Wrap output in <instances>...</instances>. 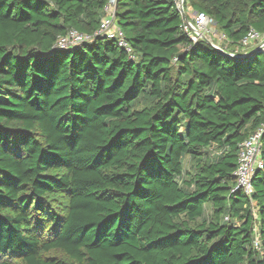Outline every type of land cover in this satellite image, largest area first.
Segmentation results:
<instances>
[{"label": "trees", "instance_id": "trees-1", "mask_svg": "<svg viewBox=\"0 0 264 264\" xmlns=\"http://www.w3.org/2000/svg\"><path fill=\"white\" fill-rule=\"evenodd\" d=\"M108 1L0 0V264H264V53H226L264 33V0H188L226 52L173 0H116L132 52L57 47ZM259 128L250 197L235 171Z\"/></svg>", "mask_w": 264, "mask_h": 264}, {"label": "built area", "instance_id": "built-area-1", "mask_svg": "<svg viewBox=\"0 0 264 264\" xmlns=\"http://www.w3.org/2000/svg\"><path fill=\"white\" fill-rule=\"evenodd\" d=\"M184 18V29L190 34L193 41L200 39H207L215 47L223 49L222 43L218 44L215 40L219 39L221 42L226 41V36L218 32L216 28L211 29L210 25H215L213 19L205 12H190L188 0H173ZM191 16L190 22L186 18ZM214 31V32H213ZM212 35L214 36L212 38ZM94 36H104L110 39H116L122 47L127 51L132 52L130 43L126 39L123 30L118 25L116 19V0H109L104 7V16L98 30L93 34L80 32L76 29H70L65 35L60 36L57 42V47L69 48L75 45H80L83 42L91 41ZM241 49H262L264 53V33L251 28L245 37L241 40ZM232 53V52H231ZM262 128L257 129L249 137L241 143L239 154L238 167L235 171L237 177L236 189H243L250 197L254 193L253 175L257 168L263 167V160L261 158V137ZM257 233V227L255 228ZM258 246V237L255 240Z\"/></svg>", "mask_w": 264, "mask_h": 264}, {"label": "rangeland", "instance_id": "rangeland-1", "mask_svg": "<svg viewBox=\"0 0 264 264\" xmlns=\"http://www.w3.org/2000/svg\"><path fill=\"white\" fill-rule=\"evenodd\" d=\"M188 6L191 8L190 9V12L193 14L194 12H195V10L193 9V7H192V5H191V3L190 4H188ZM213 22H214V20H213ZM214 24H215V22H214ZM210 28L211 29H213L214 30V28H215V25H213V23H212V25H210ZM214 32V31H213ZM128 33L129 32H127L126 31V34L128 35ZM214 36L212 35V38H213ZM215 42L216 43H218V44H221V43H223V42H221V41H219V39H217V40H215ZM233 48V47H232ZM241 51H243V52H248V51H252L253 49H245V50H243V49H240ZM59 198V200H58V205H60L62 208H65L66 207V205H67V202H68V198L66 197V195H63L62 197H58ZM252 210H253V212H254V214H257V212H258V206L256 205V204H254L253 206H252ZM50 225H48V227H49ZM48 256H50V257H52V258H58V259H60V260H62L63 262H64V264H72V260L63 252V251H51L50 252V254H48ZM16 264H23V263H21L19 260L16 262Z\"/></svg>", "mask_w": 264, "mask_h": 264}, {"label": "water", "instance_id": "water-1", "mask_svg": "<svg viewBox=\"0 0 264 264\" xmlns=\"http://www.w3.org/2000/svg\"><path fill=\"white\" fill-rule=\"evenodd\" d=\"M186 20H187V22H190V19L188 17L186 18ZM218 49L223 50L221 48H218ZM254 51H257L258 54H262L263 53L262 49H260V48L255 49V50H252V51H248V52H243V51H234L232 53L231 52H226V51H224V52H226L228 55H230L232 57H236V58H246V57L250 56L251 53H253Z\"/></svg>", "mask_w": 264, "mask_h": 264}]
</instances>
